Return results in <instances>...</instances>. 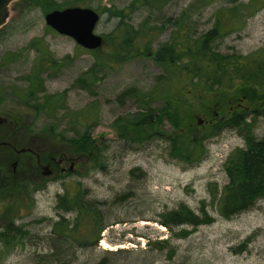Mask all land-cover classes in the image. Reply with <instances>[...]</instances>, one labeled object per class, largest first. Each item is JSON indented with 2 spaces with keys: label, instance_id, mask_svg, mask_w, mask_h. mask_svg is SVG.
I'll return each instance as SVG.
<instances>
[{
  "label": "rangeland",
  "instance_id": "rangeland-1",
  "mask_svg": "<svg viewBox=\"0 0 264 264\" xmlns=\"http://www.w3.org/2000/svg\"><path fill=\"white\" fill-rule=\"evenodd\" d=\"M57 1L67 6L73 0ZM249 1L214 0L207 4L203 0H171L161 10L140 6L127 22L136 28L145 19L157 25L160 31L153 43L157 48L172 39L177 29L172 21L177 17L186 14L189 29L199 36L213 26L218 9ZM131 2L82 1L79 6L88 5L101 15L95 32L103 37V46L90 51L47 25L46 14L29 0H14L10 4L8 22L0 28V116L29 125L33 148L39 156L42 153L70 161L64 165L67 173L56 168L54 175L37 182L41 172L36 157L19 162L15 171L12 163L0 160V172L29 180L30 194L26 202V196L18 194L22 196L19 213L15 207L6 211L7 201L13 198L0 197V218L3 212L17 217L16 224L27 232L19 243L0 256V264H98L103 259L107 264H264V198L231 218L221 216L213 201V196L219 195L228 183L227 158L236 148L246 146L243 131L224 129L206 142V157L188 165L169 155L167 137L173 126L167 119L149 132H159L161 136L142 143L137 141L138 134L122 130L121 120L140 109L139 93L151 94L155 98L152 105L158 108L168 104V96L173 94L183 110L194 111L196 132H205L218 118L223 121L229 118L227 109L220 106L219 96L199 86L177 87L167 68L150 58L138 57L126 63L112 60L111 33L117 29L120 19L106 8L122 9ZM104 37L108 39L106 44ZM36 39L41 42L37 46L47 47L58 62L43 74L46 91L40 98L44 94L65 93L64 109L37 112L31 106L33 103L23 104L29 84L26 76L32 72L39 55L38 49L29 47ZM261 47H264V7L248 15L243 29L214 43V49L222 54L244 56ZM99 59L111 65L98 68L97 79L92 82L86 73ZM80 77H85L87 83L79 84ZM244 88L243 99L238 100L240 106L258 105L255 94L259 90L264 93V87ZM208 100L213 102L211 109ZM261 103L264 105V98ZM72 112L97 118V123L88 129L102 145L104 169H89L87 157L68 147L65 139L85 130L71 116ZM254 133L264 138V114L256 118ZM78 182L87 189L86 199L96 206L108 225L97 243L96 234L93 237L88 224H80L76 234L80 239L88 238L87 242L60 238L53 232V225L63 212L58 207V196L67 191L73 193ZM41 185L43 188L38 190ZM203 203L215 218L210 224L171 229L159 222L163 212L181 204L199 213ZM75 215L66 213L71 221ZM102 242H107L112 249L103 247Z\"/></svg>",
  "mask_w": 264,
  "mask_h": 264
},
{
  "label": "trees",
  "instance_id": "trees-1",
  "mask_svg": "<svg viewBox=\"0 0 264 264\" xmlns=\"http://www.w3.org/2000/svg\"><path fill=\"white\" fill-rule=\"evenodd\" d=\"M29 1L47 14L55 9L79 6L84 0L67 2V6L57 0ZM170 1L132 0L127 7L122 9L115 6L106 8L112 15L120 19L117 29L111 33V39L114 42L109 54L112 60L117 63H126L138 57L150 58L167 68L177 87L199 86L203 90L219 96L220 106L223 110L227 109L229 118L224 121L218 118L205 132H196L194 111L192 109L183 110L178 100L174 99L173 94L168 96V104L158 108L152 105L155 98L151 94L139 93L137 95L141 102L140 109L128 116L129 118L121 120L120 125L122 130L138 134L137 141L142 143L153 137L161 136L158 134L159 132H149L167 119L173 126L172 133L167 137L169 155L172 159L188 165L201 162L208 154L206 142L219 135L224 129L236 128L243 131L246 146L236 148L227 158L225 167L228 183L219 195L213 196L219 214L225 218H231L249 210L258 199L264 198V138H258L254 133L256 118L264 114V105L261 103L264 93L259 90L255 94L258 100L256 106L241 107L238 103V100L243 97L244 87H264V47L244 56L237 53L222 54L214 49V43L235 30L243 29L248 15L262 9L264 0H250L247 3L221 7L215 14L213 26L199 36L194 35L189 29L187 15H181L172 21L177 26L172 39L154 48V37L160 28L150 24L148 19H145L136 28L129 24L127 19L140 6L146 5L161 10ZM203 1L208 4L214 0ZM85 7L89 6L86 5ZM107 40V37H104L105 44ZM40 43V40L36 39L29 44L30 48L38 49L39 55L35 59L32 72L26 76L29 84L24 92L23 104L30 106L33 103L31 106L37 112L47 109L57 111L59 107L64 109L65 93L44 94L43 98H40V94L46 91L43 74L58 63L47 47L40 49L37 46ZM99 60L86 73L92 78V82L97 79L96 70L98 68H103L107 64L111 65L109 62L105 63L103 59ZM77 82L84 85L87 80L85 77H80ZM247 93L251 94L252 92L248 91ZM207 102L211 109L213 102L211 100ZM232 105L234 106L233 109H231ZM71 116L75 121L80 122L85 130L78 136L65 139L68 147L72 148L74 152L80 153L82 157H87L90 164L89 169H104L106 161L102 145L98 143L99 139L92 136L88 129L91 124L97 123V118L80 112H72ZM16 121L19 123L21 117ZM126 135L128 134L126 133ZM40 156L42 159V161L40 159V163L46 162L49 157V155L45 156L42 153ZM28 187L29 180L25 177H13V175L0 172V197L13 198L7 201V212H10L14 207L18 213L20 212L22 207L20 197L22 196L18 194H23L24 197L29 198ZM37 188L40 190L43 187L41 185ZM13 195L17 196L14 197ZM86 196L87 189L80 182L77 183V188L73 193L67 191L58 196V207L63 212L60 213V219L54 223L53 232L58 234L60 238L87 242L88 238L80 239L76 234L80 224H88L92 228L90 232L93 233V237L96 234L95 242L97 243L103 230L107 228L108 225L103 221L96 206L88 201ZM66 213H75L74 220L71 221L67 218ZM1 214L0 256L19 243V239L24 238L27 234L22 226L16 224L17 217L4 214V212ZM214 219L204 203L199 213L188 205L181 204L177 208L163 212L159 222L173 229L175 226L182 225L197 227L202 224H210ZM98 264H107V262L103 259Z\"/></svg>",
  "mask_w": 264,
  "mask_h": 264
},
{
  "label": "water",
  "instance_id": "water-1",
  "mask_svg": "<svg viewBox=\"0 0 264 264\" xmlns=\"http://www.w3.org/2000/svg\"><path fill=\"white\" fill-rule=\"evenodd\" d=\"M13 1L0 0V28L8 22L10 4ZM100 18L101 15L95 9L82 6L55 9L45 15L47 25L58 33L73 38L87 50H96L103 46V37L95 32ZM6 120L5 117L0 116V125ZM199 123H202L200 118ZM44 169L47 170L49 167L45 166Z\"/></svg>",
  "mask_w": 264,
  "mask_h": 264
},
{
  "label": "flooded vegetation",
  "instance_id": "flooded-vegetation-1",
  "mask_svg": "<svg viewBox=\"0 0 264 264\" xmlns=\"http://www.w3.org/2000/svg\"><path fill=\"white\" fill-rule=\"evenodd\" d=\"M217 115L218 114H216V116ZM6 119L7 120L0 125V160L5 159L12 163L13 170L15 171L19 162L31 161L36 157L39 162V171L41 172V176L38 178L37 182H41L44 177L54 175L56 168H60L63 174L68 172L64 165L70 160L66 157L58 158L53 155L49 157V160L44 165L41 164L38 151L33 148L32 130L29 125H20L11 122L8 118ZM14 163H16V165H14ZM45 166H48L49 169L45 170ZM71 167H73V163L70 168Z\"/></svg>",
  "mask_w": 264,
  "mask_h": 264
},
{
  "label": "bare ground",
  "instance_id": "bare-ground-1",
  "mask_svg": "<svg viewBox=\"0 0 264 264\" xmlns=\"http://www.w3.org/2000/svg\"><path fill=\"white\" fill-rule=\"evenodd\" d=\"M102 245H103V247H105V248H110V249H112V248L110 247V245H109L107 242H102Z\"/></svg>",
  "mask_w": 264,
  "mask_h": 264
}]
</instances>
